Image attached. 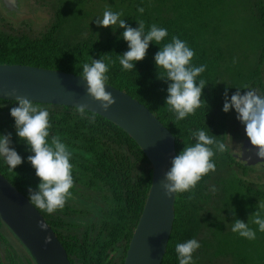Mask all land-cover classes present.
<instances>
[{"label":"trees","instance_id":"obj_1","mask_svg":"<svg viewBox=\"0 0 264 264\" xmlns=\"http://www.w3.org/2000/svg\"><path fill=\"white\" fill-rule=\"evenodd\" d=\"M35 1L50 13L40 31L27 21L14 27L0 14V63L80 74L83 64L103 58L108 66L106 82L155 114L174 135L176 155L195 142L192 132L198 130L228 146L224 153L213 148L215 172L204 175L190 191L175 194L174 220L161 264H179L176 245L189 239L200 243L191 264H264V232L250 216L259 211L264 218V209L258 207L264 202V172L252 179L250 173L257 167L245 164L230 151L227 135L235 137L240 131L233 116L235 109L222 110L226 88L229 99L237 88L242 94L248 88L264 95V0ZM140 7L143 13L138 11ZM105 10L121 13L120 19L134 28L143 22L147 32L155 24L167 29L168 35L160 45L150 42L145 58L135 62L134 69L124 70L119 62L120 54L128 50L121 36L124 29L118 24L103 27L95 23ZM173 36L194 51L191 65H206L197 77V82H207L201 106L182 120H176L165 104L170 81L157 79L154 61L159 47L171 42ZM159 73L163 75L164 70ZM33 103L49 113V143L58 135L72 153L73 177L71 195L63 208L49 214L34 206L54 230L72 264H123L151 184L152 167L146 154L121 127L98 113L86 109L88 117L95 113L91 122L82 118L75 106ZM17 106L15 100L0 98V134L11 133V147L23 162L12 169L0 157V173L28 197L29 186L35 189L40 180L27 160L32 154L29 146L18 137L10 114ZM234 219L248 222L256 238L233 232ZM0 251V264H34L31 256L16 253L2 230Z\"/></svg>","mask_w":264,"mask_h":264},{"label":"clouds","instance_id":"obj_2","mask_svg":"<svg viewBox=\"0 0 264 264\" xmlns=\"http://www.w3.org/2000/svg\"><path fill=\"white\" fill-rule=\"evenodd\" d=\"M143 13V7L138 9ZM121 13L105 10L102 17H96L98 26L109 27L117 25L124 29L121 33L123 39L128 43V50L120 54V64L124 70L135 68V62L141 61L147 54L150 42L160 45L161 41L168 35L167 29L151 25L145 32L143 22L134 28L120 19ZM194 51L187 46L186 42L173 36L171 42L166 43L154 55L157 68V79L170 81L167 87L165 104L169 110L175 113L176 120H182L201 106L202 90L207 82L197 77L206 69V65L193 66L191 60ZM163 69L161 75L159 70ZM108 66L103 58L93 59L92 62L83 64L82 72L79 74L86 82L85 90L94 100L99 101L100 107L108 111L116 100L112 93L106 90ZM237 88L229 99L227 88L224 93L223 111L229 112L235 109L237 119L245 126V134L250 144L256 149V155L264 158V95H259L255 89H247L243 94ZM15 101L17 107L10 109V114L15 120V129L18 137L24 140L32 153L27 157L35 169V174L40 182L35 189L28 188V198L31 204L46 210L49 214L59 208H63L66 199L71 195L73 186L71 174L72 164L70 157L72 153L60 140L58 135L51 137L49 143V113L33 103V100L17 96ZM86 105H77L76 111L82 118L95 121V113L88 117ZM194 143L185 145L177 155L171 158V167L164 173L161 186L165 196L172 197L176 193L190 191L204 175L215 172L216 164L213 162L215 152L228 151V146L214 136L208 135L204 130L192 132ZM11 133L0 134V157L8 166L15 169L23 162V158L14 147H11ZM211 190L216 191L215 186ZM258 207L264 209V202H259ZM252 223L258 225L264 232V218L259 211L250 215ZM43 227V225H41ZM232 231L239 233L247 239H255V231L241 219H234ZM200 247L196 239L178 243L175 251L179 257V264H191L193 252Z\"/></svg>","mask_w":264,"mask_h":264},{"label":"water","instance_id":"obj_3","mask_svg":"<svg viewBox=\"0 0 264 264\" xmlns=\"http://www.w3.org/2000/svg\"><path fill=\"white\" fill-rule=\"evenodd\" d=\"M16 2L0 0V9L12 17L16 14L13 6ZM85 86L83 77L72 72L0 63L1 99L15 100V97L23 96L37 103L86 105L87 110L121 127L141 147L152 167L151 184L123 264H161L172 230L175 200V194L165 196L161 181L171 167V158L176 155L175 137L153 112L127 92L106 82V90L112 93L116 102L104 111L99 101L86 93ZM236 157L247 165L261 162L264 168V158L256 155L249 139H244ZM0 219L29 253L34 264H72L40 211L1 173Z\"/></svg>","mask_w":264,"mask_h":264},{"label":"rangeland","instance_id":"obj_4","mask_svg":"<svg viewBox=\"0 0 264 264\" xmlns=\"http://www.w3.org/2000/svg\"><path fill=\"white\" fill-rule=\"evenodd\" d=\"M13 6L16 14H17V9L19 10L23 9V13L20 16H18V18H14V19H12V17L7 14L8 12L5 13L8 19L10 20V22H12L14 27H22L20 26L22 22L27 21L29 22V25H31L33 29L40 31L45 27V25L47 24L50 18L49 8L43 7L41 3L38 4L35 0H17L16 4H14ZM93 6L96 7L97 5L94 4ZM262 73L264 75V62L262 63ZM256 91L259 95H262L260 91L258 90ZM233 116H234V120H236L237 122V130L240 131V135L231 137L229 133V135H227V143L230 146V151L232 153L239 154L240 145L242 143V137L245 132V126L237 119L236 111ZM258 166L259 165H255L254 167L256 168ZM255 170L256 171L250 173L253 174L252 179H254L255 174H261L262 172H264V169L259 170V168H256ZM0 230H2V233L11 241L18 255L22 257L23 256L30 257V255L25 251L21 243L17 240V238L14 237V234H12L7 227L2 226Z\"/></svg>","mask_w":264,"mask_h":264},{"label":"flooded vegetation","instance_id":"obj_5","mask_svg":"<svg viewBox=\"0 0 264 264\" xmlns=\"http://www.w3.org/2000/svg\"><path fill=\"white\" fill-rule=\"evenodd\" d=\"M244 139H248V137L246 136V134H245V132H244V135H243V137H242V143H243V141H244ZM242 143H241V145H242ZM241 145H240V148H241ZM234 155H239L240 154V152H239V154H236V153H233ZM243 161V160H242ZM244 162V161H243ZM245 163V162H244ZM246 164V163H245ZM251 165H259L257 168H260V169H263V165H262V163L261 162H257V163H255V164H251ZM259 169V170H260Z\"/></svg>","mask_w":264,"mask_h":264},{"label":"bare ground","instance_id":"obj_6","mask_svg":"<svg viewBox=\"0 0 264 264\" xmlns=\"http://www.w3.org/2000/svg\"><path fill=\"white\" fill-rule=\"evenodd\" d=\"M22 13H23V9H21V10L17 9V14H15L14 16H12V19L18 18V16H20ZM0 14L3 15L5 18H8L7 16L4 15V13L2 12L1 9H0Z\"/></svg>","mask_w":264,"mask_h":264}]
</instances>
